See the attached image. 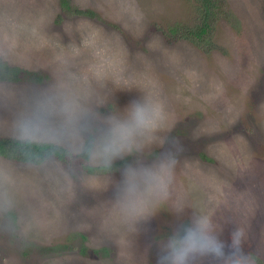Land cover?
Masks as SVG:
<instances>
[{
	"label": "rangeland",
	"instance_id": "rangeland-1",
	"mask_svg": "<svg viewBox=\"0 0 264 264\" xmlns=\"http://www.w3.org/2000/svg\"><path fill=\"white\" fill-rule=\"evenodd\" d=\"M72 1L97 14L77 16L61 0H0V61L43 73L0 82V135L69 152L68 163L0 156V264H157L194 207L226 251L243 226V252L264 264V0H226L230 17L206 47L181 37L201 18L195 0ZM146 96L161 111L139 152L109 169L93 147L84 155L110 118ZM164 153L176 158L167 195L132 230L113 209L123 167Z\"/></svg>",
	"mask_w": 264,
	"mask_h": 264
},
{
	"label": "clouds",
	"instance_id": "clouds-1",
	"mask_svg": "<svg viewBox=\"0 0 264 264\" xmlns=\"http://www.w3.org/2000/svg\"><path fill=\"white\" fill-rule=\"evenodd\" d=\"M161 111L150 96L134 98L127 115L109 119L101 133L91 140L93 159L104 168L112 162L139 152L145 132L154 126ZM176 165L175 155L164 153L150 163L127 162L115 188L114 213L132 230L145 213L167 195ZM176 215L184 217L183 208ZM246 230L238 225L231 234V251H226L213 219L198 207L166 235L160 245L157 264H193L198 257L211 256L218 264H255L254 258L243 252Z\"/></svg>",
	"mask_w": 264,
	"mask_h": 264
},
{
	"label": "trees",
	"instance_id": "trees-1",
	"mask_svg": "<svg viewBox=\"0 0 264 264\" xmlns=\"http://www.w3.org/2000/svg\"><path fill=\"white\" fill-rule=\"evenodd\" d=\"M66 10H71L77 16L95 17L97 14L91 8H81L73 5L72 0H61ZM199 5L201 18L191 27H185L182 38L193 42L197 46L206 47L211 44L216 24L223 19L230 17V9H227L226 0H195ZM171 33L177 34L179 28L175 25L170 27ZM42 72L33 71L18 65H13L0 61V82H40L43 79ZM92 147L88 143L85 154L88 156ZM69 152L62 146L51 142H40L32 139H20L14 136L0 135V156L18 162L42 163L46 160L56 158L64 163H68L67 154ZM82 238L86 239L85 235ZM108 252L107 248L101 249ZM86 250H82L84 253ZM100 249H95L94 254H98Z\"/></svg>",
	"mask_w": 264,
	"mask_h": 264
}]
</instances>
